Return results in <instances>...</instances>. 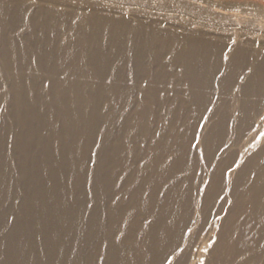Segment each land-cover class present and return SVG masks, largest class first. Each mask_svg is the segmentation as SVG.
I'll return each instance as SVG.
<instances>
[{
    "label": "bare ground",
    "instance_id": "1",
    "mask_svg": "<svg viewBox=\"0 0 264 264\" xmlns=\"http://www.w3.org/2000/svg\"><path fill=\"white\" fill-rule=\"evenodd\" d=\"M190 1L0 0V264H264V31Z\"/></svg>",
    "mask_w": 264,
    "mask_h": 264
},
{
    "label": "rangeland",
    "instance_id": "2",
    "mask_svg": "<svg viewBox=\"0 0 264 264\" xmlns=\"http://www.w3.org/2000/svg\"><path fill=\"white\" fill-rule=\"evenodd\" d=\"M142 1H145V0H142ZM146 1H152L153 4H155L157 7H159V5L165 6L169 3H171L172 0H146ZM183 1L185 3H192L196 7H200V8H204V9L207 8V6H206L207 4H205V3H201V2L197 3V2L190 1V0H183ZM211 1H214V3L220 2V3H230V4H235V3L236 4H243L247 7L246 10H244V11H226V10H221L219 8H211V9H213L212 11H214L218 15L227 18L225 21L226 25L221 26L222 29H226V30L220 31V32L219 31L215 32L214 30H210V33L215 32L212 35H215V34L217 35L219 33L221 36L223 35V36L230 37L229 35L233 34V30L231 31V29L234 28L233 25L235 24L234 22H231V21H238L239 23L254 22L256 25H260V27L264 31V0H211ZM106 5L109 6L108 7L109 9L119 11V10L113 8V7H118L116 2H113V3L108 2V3H106ZM111 6H113V7H111ZM230 15L236 16V20L235 19L229 20L228 17ZM71 16L76 17L77 12H73ZM235 28H238V27H235ZM262 100H264V98H262ZM230 106H231V104L227 100L222 101L219 108H217V113H218L217 115L218 116L223 115L224 117L225 116L227 117L228 110H229ZM261 145H262V143L258 144L257 146H261ZM88 251H89V249H88V247H86L85 253L87 254ZM206 258H207V255H205L201 264H203V262L206 260Z\"/></svg>",
    "mask_w": 264,
    "mask_h": 264
}]
</instances>
